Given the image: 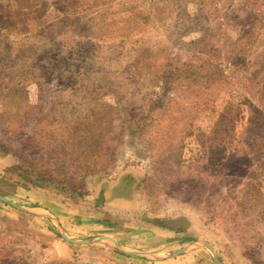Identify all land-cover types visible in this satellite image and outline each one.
I'll return each instance as SVG.
<instances>
[{"label":"rangeland","instance_id":"1","mask_svg":"<svg viewBox=\"0 0 264 264\" xmlns=\"http://www.w3.org/2000/svg\"><path fill=\"white\" fill-rule=\"evenodd\" d=\"M0 264H264V0H0Z\"/></svg>","mask_w":264,"mask_h":264},{"label":"water","instance_id":"2","mask_svg":"<svg viewBox=\"0 0 264 264\" xmlns=\"http://www.w3.org/2000/svg\"><path fill=\"white\" fill-rule=\"evenodd\" d=\"M0 200H3L5 202H8L10 205L14 206L15 208L22 209L18 205H16L13 202H10L9 200H7L6 198L0 197Z\"/></svg>","mask_w":264,"mask_h":264}]
</instances>
